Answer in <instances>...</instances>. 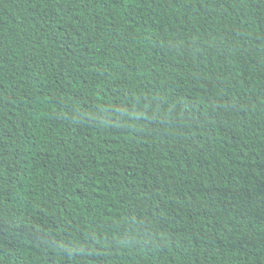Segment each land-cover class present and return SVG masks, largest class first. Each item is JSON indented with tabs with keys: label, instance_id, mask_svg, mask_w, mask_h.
Instances as JSON below:
<instances>
[{
	"label": "trees",
	"instance_id": "trees-1",
	"mask_svg": "<svg viewBox=\"0 0 264 264\" xmlns=\"http://www.w3.org/2000/svg\"><path fill=\"white\" fill-rule=\"evenodd\" d=\"M0 264H264V0H0Z\"/></svg>",
	"mask_w": 264,
	"mask_h": 264
}]
</instances>
